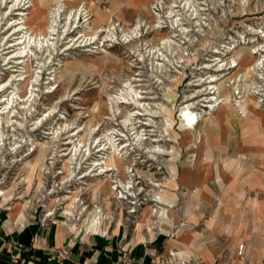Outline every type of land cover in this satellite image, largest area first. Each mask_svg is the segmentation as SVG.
<instances>
[{
  "label": "rangeland",
  "instance_id": "rangeland-1",
  "mask_svg": "<svg viewBox=\"0 0 264 264\" xmlns=\"http://www.w3.org/2000/svg\"><path fill=\"white\" fill-rule=\"evenodd\" d=\"M183 5L0 0V264H220L247 246L227 231L264 218V0Z\"/></svg>",
  "mask_w": 264,
  "mask_h": 264
},
{
  "label": "crops",
  "instance_id": "crops-1",
  "mask_svg": "<svg viewBox=\"0 0 264 264\" xmlns=\"http://www.w3.org/2000/svg\"><path fill=\"white\" fill-rule=\"evenodd\" d=\"M243 191L242 194L243 195ZM240 195V196H241ZM170 206L172 204V199H170ZM154 212L152 210L146 211L145 214H147V217L150 219H153ZM240 219L235 227H229L227 232H230L232 234L236 233L237 237H239L240 240L242 238L247 240V246L241 241L240 243H243L245 246V253L247 258H250V264H264V218H259L258 215L254 214L252 217L245 218L244 211H240ZM150 215V216H149ZM244 217V218H243ZM169 222V221H168ZM217 222V219L215 220ZM218 224V223H217ZM146 224H143L142 226L150 227ZM100 229H97L99 231ZM221 230V227L218 229ZM154 243H144L140 244L137 247L134 248L133 253L134 255L140 254L144 255L147 253V256L145 257V261H149V246H152ZM190 245L189 239L184 238H170V241L168 240L166 246L170 249V253L175 254L174 256H177V258L184 259L185 254L188 252L187 248ZM238 245V244H237ZM234 244L230 246V250L226 251L223 258H220L218 262L220 264H243L238 257L236 256V247ZM248 258V259H249ZM210 263V262H209Z\"/></svg>",
  "mask_w": 264,
  "mask_h": 264
},
{
  "label": "bare ground",
  "instance_id": "bare-ground-1",
  "mask_svg": "<svg viewBox=\"0 0 264 264\" xmlns=\"http://www.w3.org/2000/svg\"><path fill=\"white\" fill-rule=\"evenodd\" d=\"M184 1V5H183V8H186L187 7V9H188V11H192V14L191 15H194L195 16V18H193V19H196L199 15H200V13L197 11V9L195 8V5H194V3H195V1H197V0H183ZM174 7V6H173ZM176 7V6H175ZM201 10V9H200ZM187 12V11H186ZM170 13H172V10H170ZM79 20H80V18H79ZM181 20V19H180ZM176 22V24H177V20L175 21ZM176 27V29L179 27V26H182L181 24H177V25H175L174 23H172V27ZM181 28V27H180ZM184 32L182 31V34H183ZM83 35L82 34H80V36L78 37V38H81ZM23 43H24V41H23ZM255 44V43H254ZM256 46V45H255ZM257 47V46H256ZM253 52H251V54L252 53H257V52H259V57H257V59H256V61H255V64H253V66H252V68H251V72L253 71H257V73H260V72H264V56L262 55V53L264 52V49H259V50H255V48L253 47ZM240 56H241V54H240ZM220 61H222V59L220 60ZM236 60L233 58V62H235ZM238 65V63L236 64V66ZM203 68H205V66H203ZM224 70V69H223ZM222 70V71H223ZM246 73H249V72H246ZM211 76V79H210V82H208V84H209V86H212V88H216V89H218L219 87H217V85H216V83L213 85L211 82L214 80V75H210ZM260 78H263L262 76L260 77ZM196 86H198L199 84H195ZM205 94V93H204ZM208 95L209 94H211L210 92L209 93H207ZM214 94V93H213ZM200 95H203V94H200ZM171 97V96H170ZM196 97H198V95H192L191 96V98H196ZM219 98H221V95H219V97L218 98H216L215 100H217V99H219ZM12 102V101H11ZM10 103V102H9ZM122 103V102H121ZM116 104H118V102H116ZM118 106V105H117ZM139 115V114H138ZM136 118H137V116H136ZM133 123H131L130 125H132ZM169 124V123H168ZM170 129H171V122H170ZM107 135V134H106ZM104 136L105 138H106V144L108 145V147L106 148L107 150H109V149H111V152H110V155H109V157L105 160V161H103V162H96L95 163V166H99L100 168H101V172H108V171H112V170H118V167H117V165H116V163H115V161H114V157H115V154H114V152L116 151V149L114 148V139H113V137H116V136H118L119 134H116V136H111V135H109V136ZM138 136V135H137ZM138 141H141L142 139L141 138H138L137 139ZM137 141V142H138ZM121 143V142H120ZM119 143V144H120ZM139 143V142H138ZM101 144V142H100V140H98V145H100ZM118 144V145H119ZM132 144V143H131ZM131 144H129V146L131 145ZM117 145V146H118ZM126 146H127V143H124V146H123V148L121 149V151L123 150V149H126ZM105 149V146L103 147V148H101L100 150H104ZM34 151V150H33ZM32 151V152H33ZM41 151H42V147L40 148V150H39V155H38V157L40 156V153H41ZM98 152V151H97ZM73 153V154H72ZM81 154V150L80 149H78L77 148V146L75 145L74 146V148L67 154V155H72L71 156V159L70 160H77L78 158H77V156H79ZM87 159V158H86ZM71 162V161H70ZM110 162V163H109ZM78 163H80V162H78ZM69 166V165H68ZM74 170V169H73ZM104 174V173H103ZM99 175V174H98ZM107 181H109V179L108 180H106V181H103L102 183H98V184H96V187H95V190L96 191H99V190H101V189H103V188H105L106 187V183H107ZM118 187V186H117ZM123 187H126L125 186V184H123ZM107 192H109L108 190H107ZM118 199V198H117ZM96 217V216H95Z\"/></svg>",
  "mask_w": 264,
  "mask_h": 264
},
{
  "label": "built area",
  "instance_id": "built-area-1",
  "mask_svg": "<svg viewBox=\"0 0 264 264\" xmlns=\"http://www.w3.org/2000/svg\"><path fill=\"white\" fill-rule=\"evenodd\" d=\"M236 256L243 264H250V260L245 253V246L243 243H239L236 247Z\"/></svg>",
  "mask_w": 264,
  "mask_h": 264
}]
</instances>
